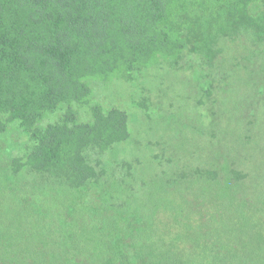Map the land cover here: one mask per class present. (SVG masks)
<instances>
[{
	"label": "rangeland",
	"instance_id": "rangeland-1",
	"mask_svg": "<svg viewBox=\"0 0 264 264\" xmlns=\"http://www.w3.org/2000/svg\"><path fill=\"white\" fill-rule=\"evenodd\" d=\"M252 7L171 0L169 50L151 52L132 71L88 80L91 99L72 105L77 118L88 122L93 106L104 114L118 110L127 117L128 135L86 151L96 178L85 186L53 169L14 167L30 150L29 134L2 115L0 210L27 207L35 217L24 226L34 241L45 237L43 246L53 248L48 255L69 257L80 237L92 240L90 254H96L121 225L148 232L167 207H177V224L181 214L219 207L221 199L264 207V43L255 14L257 7L264 11V0ZM66 110L45 113L39 126L58 123Z\"/></svg>",
	"mask_w": 264,
	"mask_h": 264
},
{
	"label": "trees",
	"instance_id": "trees-1",
	"mask_svg": "<svg viewBox=\"0 0 264 264\" xmlns=\"http://www.w3.org/2000/svg\"><path fill=\"white\" fill-rule=\"evenodd\" d=\"M232 2L247 11L255 0ZM170 3L0 0V133L5 131L2 115H8L28 132L31 145L14 167L37 173L53 169L57 176H71L76 187L96 178L86 151L96 142L107 148L126 140L127 117L93 106L90 120L81 122L72 105L89 102L88 80L96 74L132 71L151 52L169 50ZM255 14L260 45L264 11L257 7ZM62 105L67 110L58 123L39 126L45 113ZM238 203L221 199L219 207H195L181 214L178 224L177 207H167L148 232L121 225V233L103 241L96 254H90L92 240L80 237L69 257L48 255L53 248L43 246L45 237L34 241L29 227L35 215L27 207L1 208L0 264H264V207Z\"/></svg>",
	"mask_w": 264,
	"mask_h": 264
}]
</instances>
